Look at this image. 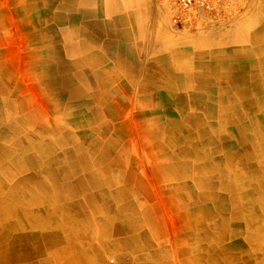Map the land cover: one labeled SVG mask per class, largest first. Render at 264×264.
Here are the masks:
<instances>
[{"label": "crops", "instance_id": "crops-1", "mask_svg": "<svg viewBox=\"0 0 264 264\" xmlns=\"http://www.w3.org/2000/svg\"><path fill=\"white\" fill-rule=\"evenodd\" d=\"M248 6L179 34L155 0H0L13 263L264 264V0ZM76 96L111 111L68 118Z\"/></svg>", "mask_w": 264, "mask_h": 264}, {"label": "rangeland", "instance_id": "rangeland-1", "mask_svg": "<svg viewBox=\"0 0 264 264\" xmlns=\"http://www.w3.org/2000/svg\"><path fill=\"white\" fill-rule=\"evenodd\" d=\"M155 3L157 4L159 8L162 9L164 13V17L168 22L169 30L172 31L173 33L175 32L179 34L181 32H185L184 34H187V33H193V32H201V31L209 32L211 30L217 31V33L223 32L224 30H226L227 27H230L236 24L240 18H243V16L246 14V9L249 7L248 6L249 0H236L235 4L232 7H230L228 10L223 12L222 14L211 15V14H207L203 12L191 11L187 14V18L183 24H180L179 26H175L172 22V16L176 14L177 12H179L178 8L175 5L165 0H155ZM74 58L75 56H72V55L67 56L68 64H70ZM20 73L22 74L23 72H20ZM69 77L75 80L76 73L69 71ZM104 94L106 95V99L111 98L110 97L111 89L108 88ZM78 99H79V96H76L73 99H69L68 118L73 119L79 113H85L90 107L95 110L105 109L107 113L109 112V110L111 111V102H104L100 104L98 103L81 104V103H78ZM45 105L46 104H44V106ZM37 106H39L40 110L43 109L40 104H37ZM170 108H172L171 104H165L163 106V109L165 110L170 109ZM136 109H137L136 106L133 105L131 108V111L134 112ZM107 120L109 119H106L105 121ZM119 128H120L121 135L117 138H119L121 141V138L125 139L126 136L124 134V131L127 130L128 127L125 124H122V127H119ZM20 153H22V151H20ZM141 153H145V152H141ZM108 155L111 157V152H109ZM228 200L230 202V199ZM30 232L40 234L42 230L33 229V230L20 231L21 234L22 233L25 234L26 239H27V233L30 234ZM11 234L12 232L8 230L7 228L3 230V238L0 239V245L1 244L4 245L5 251H4V254L0 255V264H32V262L31 263H27V262L26 263H13L11 261V255L7 253L8 247L6 246L7 244H9L8 242L11 240Z\"/></svg>", "mask_w": 264, "mask_h": 264}, {"label": "built area", "instance_id": "built-area-1", "mask_svg": "<svg viewBox=\"0 0 264 264\" xmlns=\"http://www.w3.org/2000/svg\"><path fill=\"white\" fill-rule=\"evenodd\" d=\"M175 5L179 12L172 16L175 26L183 24L187 14L191 11L203 12L211 15L222 14L232 7L236 0H165Z\"/></svg>", "mask_w": 264, "mask_h": 264}, {"label": "bare ground", "instance_id": "bare-ground-1", "mask_svg": "<svg viewBox=\"0 0 264 264\" xmlns=\"http://www.w3.org/2000/svg\"><path fill=\"white\" fill-rule=\"evenodd\" d=\"M111 5V4H110ZM259 5V4H258ZM136 21V20H135ZM151 22V21H150ZM129 23V22H128ZM54 28V27H53ZM97 37V36H96ZM133 39V38H132ZM99 40V39H98ZM97 40V41H98ZM93 42V41H92ZM137 48H138V46H137ZM51 68V67H50ZM114 73V72H113ZM112 73V74H113ZM227 77V76H226ZM229 77V76H228ZM236 77V76H235ZM115 78V77H114ZM230 79V78H229ZM189 82V81H188ZM256 85V84H255ZM186 86V85H185ZM262 101V100H261ZM87 120V119H86ZM87 122H89V121H87ZM90 125V124H89ZM100 136V135H99ZM63 137V136H62ZM65 137V136H64ZM97 137V136H96ZM196 142V141H195ZM96 143V142H95ZM98 143V142H97ZM83 144V143H82ZM94 144V143H93ZM84 147V146H83ZM105 149V148H104ZM103 154V153H102ZM214 158V157H213ZM252 171V170H251ZM236 173V172H235ZM261 173V172H260ZM239 175H240V173H239Z\"/></svg>", "mask_w": 264, "mask_h": 264}]
</instances>
